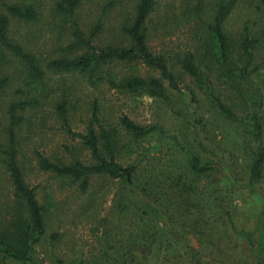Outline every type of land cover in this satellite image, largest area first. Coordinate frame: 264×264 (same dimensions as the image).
Here are the masks:
<instances>
[{
	"label": "trees",
	"instance_id": "trees-1",
	"mask_svg": "<svg viewBox=\"0 0 264 264\" xmlns=\"http://www.w3.org/2000/svg\"><path fill=\"white\" fill-rule=\"evenodd\" d=\"M239 1L182 0L181 11L176 8L174 13L172 8L175 7L170 0H98L99 13L84 33L77 20L82 0H54L51 10L66 26L67 41L55 55L41 58L31 50L30 40H18L10 34L12 20L25 25L38 21L40 0H0V96L6 95L12 84L17 85L11 91L12 97L2 107L6 125L4 149L0 153L11 187V200L0 213V263H34V248L46 235V218L51 215L53 204L48 195L39 202L35 188H30L25 181L18 158L17 132L23 123L30 126L31 118L40 113L47 102L52 115L70 131L68 118L75 106L69 101L71 87H65V78L71 81V77L81 76L92 84L105 81L109 88L119 93L131 97L147 96L167 106L169 91L179 90L180 77L186 75L216 118L232 123L238 129L244 146L242 155L248 161L247 182L256 184L262 180L264 82L259 88L257 86L259 92L254 98L248 99L246 89L253 86L252 78L264 66V55L260 61L256 59L264 47V0H259L258 6L260 26L253 23L248 27L244 22L240 32L234 35L226 30L224 23ZM162 2L166 4L161 5ZM109 13L113 15L114 25L107 32L108 41L96 44L94 41L102 31V18ZM179 16L183 25L190 23L193 27L191 46L172 52L166 48L153 51L149 41L155 35L162 37L172 22L175 29L178 28ZM158 27L162 28L163 34ZM112 63L126 64L131 68L143 64L149 72L144 76L130 72L117 77ZM55 76H58L56 82L53 80ZM50 79L54 85L51 90L48 88ZM225 91L237 96L238 101L226 96ZM98 113L99 106L92 101L91 115L83 132H69L78 140L80 149L87 151L86 159L51 160L35 152L38 170L73 184L79 194L89 189L92 176H105L118 184L114 207L125 228L118 225L113 229L109 225V228L108 220H103L99 225V237L102 244L105 243L104 247L92 260H78L75 264H146L149 258L154 264H184L189 261L188 256L193 259L192 264H202L199 258L210 254L213 238L221 239L220 229L225 228L239 237L242 245L251 250L256 247L255 230L241 226L234 208L228 206L222 197L218 198V206L225 220L215 222L204 214L200 205L189 204L186 199V195L194 191L195 184L202 178H210L214 171L208 156L194 152L195 148L186 140L187 129L183 133L174 132L172 140L187 152L188 167L195 182L185 183L180 174L175 177L176 170L168 168L159 178L147 176L155 182L154 185H150L153 182L138 184L134 181L136 163H125L123 157L140 148L144 137L152 133L162 134V127L156 123L139 124L126 115L119 116L111 125ZM197 123L202 125V119L199 118ZM175 184L179 207L184 214L188 213L205 224L214 223L204 234L192 237V242H199L193 248L188 247L191 244L185 242L176 229ZM198 229L196 227V234H199ZM50 237H56V233Z\"/></svg>",
	"mask_w": 264,
	"mask_h": 264
},
{
	"label": "rangeland",
	"instance_id": "rangeland-1",
	"mask_svg": "<svg viewBox=\"0 0 264 264\" xmlns=\"http://www.w3.org/2000/svg\"><path fill=\"white\" fill-rule=\"evenodd\" d=\"M170 1L169 3L175 7L172 8L174 13L176 8L181 11L182 0ZM53 2L54 0H40L39 3L42 4L40 17L35 23L25 25L14 20L10 22V34L18 40H30L31 50L41 58L55 55L67 41L66 26L61 24V20L52 13ZM97 2L98 0H82L78 7L77 20L84 33H87L88 27L99 13ZM163 4L166 3L162 2L161 5ZM258 6L259 0H240L226 17L227 20L224 23L226 30L237 35L244 22L248 23V27L253 26V23L258 24ZM180 18L179 16L178 28L175 29V24L172 22L162 37L153 36L149 41L153 51L166 48L172 52L185 50L191 46L190 32L193 27L190 23L183 25ZM113 25L112 13L106 14L102 18V31L94 43L107 42V32ZM158 30L164 33L161 27H158ZM262 55H264V47L256 56L257 61L261 60ZM111 66L117 77L130 72L144 76L149 72L143 64H138L133 68L126 64L116 63H112ZM8 68L11 72L12 67ZM56 77L58 76L54 77V81ZM71 78H73L71 81L65 78V87H71L69 88L71 93L69 101L75 106L68 118L69 132H83L86 121L91 115L92 101L99 106V117L111 125L116 123L119 116L126 115L139 124L156 123L162 127V134L152 133L151 136L144 137L140 141V148L135 149L129 156L123 157L125 163H136L137 171L134 181L138 184L153 182L147 178L148 175H156L159 178L160 174L168 168L176 170L175 177L180 174L185 183L195 182L188 167L187 152L172 140L174 132L183 133L187 129L189 132L186 140L195 148L194 152L208 156L214 167L210 178H202L195 184L194 191L186 195L189 204L200 205L204 214L213 218L214 222L217 219L225 220L218 206V198L222 197L228 206L234 208L236 220L240 221L241 226L255 230L256 247L251 250L246 245H242V240L230 234L227 228L220 229L221 239L213 238L214 244L210 245V254L199 258V262L202 264H264L262 258L264 257V176L259 183L247 182L248 161L242 155L244 146L242 147L243 143L238 129L234 124L216 118L192 80L186 75L180 77L179 90L169 91L170 102L166 106L147 96L131 97L128 94L119 93L112 87L109 88L105 81L92 84L91 81L87 82L81 76ZM53 80L48 81L49 90L54 87ZM263 82L264 66L259 68L252 78L253 86H247L248 99L255 97V94L259 92L257 86L259 88ZM16 86L12 84L6 91V95L0 96L1 153L4 149L2 144L5 142L4 128L6 125L2 107L5 101L12 97L11 91ZM224 94L234 102L238 101L237 96L234 97L226 91ZM48 104L50 103L47 102L42 111L31 118L30 126L23 123L17 132L20 150L18 158L23 167L24 179L30 188H35V195L39 202L44 201V197L48 195L53 204L50 207L51 215L46 218V235L42 242L34 248V263L30 264H75L78 260H89L96 257L104 247L105 243L102 244L103 240L99 237L101 236L99 225L103 220H108V223L104 222L112 229L115 225L121 228H125V225L114 207L118 199V184L115 180H109L105 176H92L89 189L79 194L73 184L66 183L60 178H53L36 168L35 152H40L51 160L57 158L64 159L66 162L71 157L82 159L88 157L87 151L80 149L78 140L71 137L62 121L52 115ZM199 118L203 121L202 125L197 123ZM262 140L264 142V131ZM1 153L0 213L4 205L10 204L11 200V187L3 168ZM154 184L155 182L150 185ZM178 198L175 184L176 229L183 240L191 244L188 247L193 248L199 242H192V237L204 234L208 231L210 224L214 223L210 221L211 223L205 224L188 213L186 216L179 207ZM179 222L182 224L180 225ZM197 223L201 225H196ZM220 225L219 223L218 226ZM196 227H199L197 231L199 234L195 232ZM53 233H56V237H50ZM184 246L185 243L181 245V248ZM188 259L189 261L184 264L193 263L191 256H188ZM0 264L19 263L6 261ZM146 264L154 263L149 258ZM175 264L178 263L175 262Z\"/></svg>",
	"mask_w": 264,
	"mask_h": 264
}]
</instances>
